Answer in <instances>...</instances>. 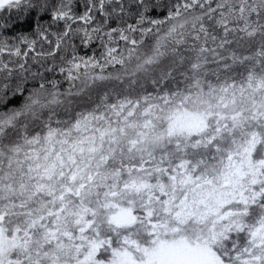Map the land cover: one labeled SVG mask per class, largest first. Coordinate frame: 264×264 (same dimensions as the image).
<instances>
[{
	"label": "snow or ice",
	"instance_id": "obj_1",
	"mask_svg": "<svg viewBox=\"0 0 264 264\" xmlns=\"http://www.w3.org/2000/svg\"><path fill=\"white\" fill-rule=\"evenodd\" d=\"M0 264H264V0H0Z\"/></svg>",
	"mask_w": 264,
	"mask_h": 264
}]
</instances>
